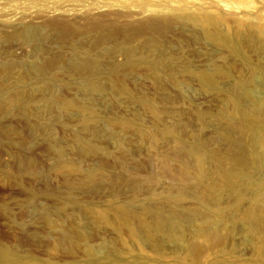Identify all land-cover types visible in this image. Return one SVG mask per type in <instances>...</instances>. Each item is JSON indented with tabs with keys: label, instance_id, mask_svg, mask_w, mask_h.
Listing matches in <instances>:
<instances>
[{
	"label": "rangeland",
	"instance_id": "1",
	"mask_svg": "<svg viewBox=\"0 0 264 264\" xmlns=\"http://www.w3.org/2000/svg\"><path fill=\"white\" fill-rule=\"evenodd\" d=\"M242 115L264 125V0H0V249L10 264H262L264 232L249 241L241 220L264 212L259 126L242 136Z\"/></svg>",
	"mask_w": 264,
	"mask_h": 264
},
{
	"label": "bare ground",
	"instance_id": "2",
	"mask_svg": "<svg viewBox=\"0 0 264 264\" xmlns=\"http://www.w3.org/2000/svg\"><path fill=\"white\" fill-rule=\"evenodd\" d=\"M225 41H227V39H225ZM83 64H84L83 66L85 68H95V67L98 66L97 62L94 59H86ZM204 79L207 82H211L212 81V79L210 77H208V76L204 77ZM86 84L89 86L90 89H93V90H95V89L98 90L99 88L101 89L102 88V85H103V84L100 85V84L96 83L95 81H91V80L90 81H87ZM243 91H244V94L246 95V97L249 98L250 97L249 91H247L246 89L243 90ZM245 115H242L239 120L229 119L228 122L230 123V121L232 120L233 126L239 131V133L242 136H246L248 133H250L248 131H250V129L252 128V126H254V125L259 126V129L257 130L256 135H255V142H254V144L257 145V147H259V155L258 156H260L263 159L262 167L264 169V127H263L264 125L262 124L263 125L262 126V125L259 124V122L260 123H262V122L256 118L257 116H255L254 119H248ZM195 155H196L195 156V161H196L195 162V168L197 170V173H198V175L199 174L204 175L205 174V171L203 170V161H202V158L200 157V154L197 153V151H195ZM241 156H242V159H243L242 160L243 163H245L249 167L250 164H251V159H249L245 155H241ZM228 173H229V170L227 171V173L224 174L225 184L228 187H230V188H232V189L235 190L234 180H233L232 176L230 174H228ZM246 174H247L246 172H241V173H237L236 176L246 177L245 176ZM260 194L261 193H259V195ZM233 195L235 196V200H236V201L234 200L235 202H240L243 199V197H244V193H233ZM254 195H251V196L254 197ZM261 195H264V194H261ZM199 196H201L200 199L203 200L202 195H199ZM217 196L219 197V194ZM218 197H217V199H218ZM252 202H253V200H252ZM254 204H255V206H257L255 202H254ZM233 207H235L236 209H238V205L233 206ZM248 208L249 209H246V210H244L242 212V219L241 220H242V222H246L247 224H244V225H247L249 227V232L250 233L247 235L248 236V240L254 242V241H256L255 239H257V237H259L264 232V229H263V225H264V212L262 214H260L255 207H250L249 206ZM215 213L216 212H214L213 219L216 218V217L217 218L219 217V215L218 214L215 215ZM191 215L197 218V217H199V212L198 211H192L191 212ZM162 217L163 216H157V219H156L157 220L156 221V224L157 225H160L161 222L163 221V218ZM165 218L166 219H170V217H168V216H166ZM214 222H215V219H214ZM212 234H213V236L219 238V241H221V237L222 236H220V234L218 232H214ZM197 249H198V246L196 245L195 242H191L189 244V250H190V252L192 254L196 253L197 252ZM11 261H12V257L10 255V253L7 250H5V249H0V264H10ZM262 264H264V260L262 261Z\"/></svg>",
	"mask_w": 264,
	"mask_h": 264
}]
</instances>
